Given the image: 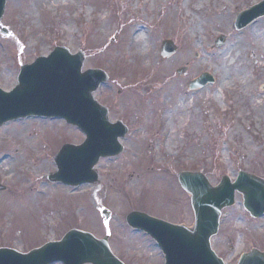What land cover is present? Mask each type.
<instances>
[{
	"label": "rangeland",
	"instance_id": "rangeland-1",
	"mask_svg": "<svg viewBox=\"0 0 264 264\" xmlns=\"http://www.w3.org/2000/svg\"><path fill=\"white\" fill-rule=\"evenodd\" d=\"M259 1L9 0L3 25L11 35L0 32V87L12 90L21 65L57 46L83 50L84 69L102 68L110 76L96 99L130 131L121 140L124 152L96 165V184L71 187L47 176L57 171L61 147L82 143L83 132L62 119L37 117L2 127L0 184L7 189L0 191V247L29 252L77 228L98 238L109 234L125 264H164L157 243L127 225L129 212L192 226L179 172H203L215 185L240 171L264 177V17L241 31L233 27L236 15ZM140 30L147 52L134 39ZM221 35L227 41L216 46ZM165 39L178 47L166 59ZM173 60L166 72L163 66ZM204 72L215 82L189 89ZM256 243L264 249V216L252 219L237 194L214 247L234 264Z\"/></svg>",
	"mask_w": 264,
	"mask_h": 264
},
{
	"label": "water",
	"instance_id": "water-1",
	"mask_svg": "<svg viewBox=\"0 0 264 264\" xmlns=\"http://www.w3.org/2000/svg\"><path fill=\"white\" fill-rule=\"evenodd\" d=\"M7 0H0V21ZM264 16V0L238 14L235 29L241 30ZM3 33H8L0 27ZM220 36L217 46L223 45ZM172 41H166L162 55L176 51ZM85 55L72 54L66 47H56L47 57H39L24 65L19 83L11 92L0 89V127L10 120L29 116L64 118L78 126L87 135L81 145L66 144L56 156L58 171L49 175L53 182L69 185L96 183L95 166L102 157L120 154L123 146L119 139L128 128L122 122L112 123L108 109L94 99V92L108 80L100 69L82 72ZM214 82L203 73L190 83L196 89ZM181 186L190 194L195 213L194 226L176 225L154 218L144 212L133 211L127 222L133 228L150 234L165 254V264H224L211 247V238L217 234L222 211L235 203L236 191L244 198V207L254 217L264 214V178L241 171L235 182L223 176L214 186L201 172H181ZM4 187L0 186V189ZM109 216L108 211H104ZM124 264L111 251L109 238L98 239L88 232L69 231L62 240L49 242L29 253L14 249H0V264ZM238 264H264V253L252 250L243 254Z\"/></svg>",
	"mask_w": 264,
	"mask_h": 264
},
{
	"label": "bare ground",
	"instance_id": "bare-ground-1",
	"mask_svg": "<svg viewBox=\"0 0 264 264\" xmlns=\"http://www.w3.org/2000/svg\"><path fill=\"white\" fill-rule=\"evenodd\" d=\"M204 1H205V0H198L199 4H202ZM170 18H172L173 20L176 19L174 14H172V15L170 16ZM155 36H158V35H155ZM134 39L136 40L137 44H139V45H143V46H144V49H143L144 52H147V51L150 49V44H149V42H148L147 35H146V33H145L143 30H140V32L137 33V34L134 36ZM174 55H175V54H174ZM174 55H173V56H174ZM226 56H227V55H226ZM171 57H172V56H169V57H166V58H171ZM166 58H164V59H166ZM174 61H175V60H173L171 63H169V64H165V65L163 66V67H164V70H165L166 72L169 71V69H170L171 66L175 65V64H174Z\"/></svg>",
	"mask_w": 264,
	"mask_h": 264
},
{
	"label": "flooded vegetation",
	"instance_id": "flooded-vegetation-1",
	"mask_svg": "<svg viewBox=\"0 0 264 264\" xmlns=\"http://www.w3.org/2000/svg\"><path fill=\"white\" fill-rule=\"evenodd\" d=\"M217 237H215V239H216ZM215 239H214V241H215ZM256 246L257 247H259L260 245L258 244V243H256ZM256 246H254V247H256ZM261 248V247H260Z\"/></svg>",
	"mask_w": 264,
	"mask_h": 264
}]
</instances>
